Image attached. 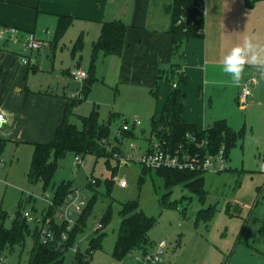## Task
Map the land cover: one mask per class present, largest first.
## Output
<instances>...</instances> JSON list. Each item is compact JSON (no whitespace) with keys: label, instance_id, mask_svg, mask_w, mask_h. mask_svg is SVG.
I'll return each instance as SVG.
<instances>
[{"label":"rangeland","instance_id":"374dc122","mask_svg":"<svg viewBox=\"0 0 264 264\" xmlns=\"http://www.w3.org/2000/svg\"><path fill=\"white\" fill-rule=\"evenodd\" d=\"M71 31L58 40L56 52L50 50L48 42L44 50L34 53V59L46 67L49 73L46 77L53 82L55 93L60 89L62 97H83L86 80L75 81L69 70L72 73L80 67L89 79L94 77L91 92L74 108L69 122L80 130L82 118L90 116L94 110L101 122L117 116L111 123L108 140L109 149L116 148V152L108 160L85 156L80 166L75 163L76 155L68 153L59 162L52 184L45 190L42 182L31 183L28 179L34 154L30 147L7 143L0 158V211L6 216L4 227L13 228L19 211L43 219L50 206L47 199L52 200L55 191L65 183L86 196L84 209L93 199L95 204L86 217L85 231L65 253L64 264H73L77 251L86 254L98 231L105 234L103 248L91 253L90 264H147L135 258L143 259L144 253L154 254L161 241H166L164 264H264V173L260 170L264 165V108L248 107L245 111V106L235 100L212 104V112L223 106L231 124L237 128L233 130L242 138L230 154L232 170L204 174V208L217 206V212L211 223H197L196 214L202 207L188 190L179 186L173 189L171 202H176L177 207L171 208L162 205L164 181L156 170H149L144 184L139 185L143 169L141 159L148 151L151 137V120L160 116L161 103L151 90L137 84V68L121 69L123 60L99 54L93 66V49L90 45L85 48V42L82 51L73 53L74 47H69ZM162 84L167 85L165 81ZM135 121H139L140 126H131ZM124 123L131 126L134 136L124 137L120 131ZM110 168L117 170L114 179ZM91 177L99 183L93 188L89 185ZM110 179L114 183L108 196L107 181ZM122 181L127 184L125 188L120 186ZM129 201H137L148 217L156 219V225L149 232L151 244L145 251L135 250L123 261H118L113 251L119 232V212L121 205ZM108 209L112 210V219L99 230L98 225L103 223ZM80 214L73 216L75 223ZM54 221L61 223L58 214ZM35 224L28 223L31 234L27 235L24 245H15L2 252L0 264H29L35 243Z\"/></svg>","mask_w":264,"mask_h":264},{"label":"crops","instance_id":"0c3cea01","mask_svg":"<svg viewBox=\"0 0 264 264\" xmlns=\"http://www.w3.org/2000/svg\"><path fill=\"white\" fill-rule=\"evenodd\" d=\"M172 3L173 0H0V32L3 28H14L19 41L0 45V109L6 113L0 138L6 145L30 147L33 153L34 145L54 139L64 120L69 97L60 96V89L54 92L46 67L34 59V53L41 51L29 53L23 45L33 35L45 41V47L49 42L50 50L56 52L59 44L55 32L60 17L73 19L68 30H73L69 47H74L80 36L84 38L85 48L93 46L104 23L122 22L128 27L123 56L108 57L123 60L124 71L137 68V84L151 91L155 90L160 74L163 82L177 68L174 81L178 83V74L186 78V84L178 88L186 95L184 120L202 129L226 120L237 131L223 106L213 112L211 108L214 102L238 100L240 87H234L231 78L223 72L222 59L245 36H253L264 45V0H204L203 33L185 41L179 54H173L169 34L172 21L167 8ZM21 56L28 58L30 65H24ZM251 76L257 77L258 84L244 109L263 110L264 72L246 65L242 80ZM163 85L160 84L156 96L161 103L160 114L175 91Z\"/></svg>","mask_w":264,"mask_h":264},{"label":"trees","instance_id":"16d2710c","mask_svg":"<svg viewBox=\"0 0 264 264\" xmlns=\"http://www.w3.org/2000/svg\"><path fill=\"white\" fill-rule=\"evenodd\" d=\"M204 0H173L170 8L167 9L171 17V27L169 34L172 36L173 54H179L185 41L199 37L204 29V16L201 8ZM182 18H186V23L178 25ZM73 25L71 17H60L55 32V41L60 40L69 28ZM128 27L122 22L104 23L99 39L92 46V60L94 66L98 55L122 57L126 45V34ZM84 48V38L80 36L75 42L73 53L80 52ZM178 69H172L170 75L163 80L167 85L174 82L173 75H176ZM178 85H185L186 78L183 74H178ZM161 74L157 79L156 88L152 91L154 97L157 96L159 86L162 83ZM94 83L93 78H87L83 88V99H68L65 109V117L61 125L57 128L54 139L47 144L34 145V154L31 167L28 173V179L31 183L42 182L46 190L53 181V178L59 168V162L65 158L68 153H74L76 156L84 158L93 155L97 158H105L108 160L116 148L109 149V136L111 123L117 119V116L109 118L108 122H101L99 114L96 110L88 117L82 118V129H78L69 122L70 116L73 114L74 108L79 105L89 95ZM186 95L176 89L168 98L162 108L160 116L151 120V137L157 138L164 144L166 149L176 151L180 147L184 152L189 151L192 154L205 152H218L222 146H225L227 157L230 160L231 151L236 147L238 139L242 138L240 133L235 132L226 120H219L214 123L211 128L202 129L196 125L187 123L184 120L185 107L183 100ZM124 137L134 136L131 131L123 132ZM196 139L200 144L203 141L208 142V147L201 149L192 142ZM6 148V142L0 138V158ZM118 150V149H117ZM111 160V159H110ZM109 169V161H107ZM112 177L116 174V168H110ZM229 171V170H228ZM149 169L143 167L142 174L139 179V185L145 182ZM157 174L164 181V194L161 202L165 207L176 208V202H171V196L175 187H182L188 190L198 199L201 209L196 214V222L209 224L214 219L217 206H209L204 208L206 204V191L204 188L205 173L160 169L156 170ZM113 181H107L108 196L111 194ZM89 185L93 188L97 186ZM89 186V187H90ZM71 184H62L52 198L53 205L49 206L43 218L44 225L49 224V229L54 232L55 240L49 243H43L40 239V226L35 224L34 247L30 254L29 264H64L65 253L73 248L76 237L83 233L86 229V217L90 214L95 204V199L89 202L84 211L80 214V219L75 223L71 230H67V223L60 224L54 221V217L58 214L60 207L67 204L68 196L72 190ZM96 198V197H95ZM23 214L19 211L15 224L12 229L4 227L6 216L0 211V261L1 254L6 248H13L15 245H24L27 235L31 234L30 227ZM112 219V210L105 212L103 223L104 229ZM119 232L115 243L113 257L118 261H123L135 250L145 251L150 245L149 232L156 225V219L148 217L139 206L137 201H129L121 205L119 212ZM100 230V229H99ZM264 234V226L262 227ZM67 235V239L63 240L62 235ZM105 234L100 233L89 243L86 254L77 251L73 264H90V255L93 252L103 248V240ZM146 255V253H144Z\"/></svg>","mask_w":264,"mask_h":264},{"label":"built area","instance_id":"2783aa9c","mask_svg":"<svg viewBox=\"0 0 264 264\" xmlns=\"http://www.w3.org/2000/svg\"><path fill=\"white\" fill-rule=\"evenodd\" d=\"M253 1V0H248ZM204 3V2H203ZM201 12L204 16L203 5L201 8ZM186 18H182L178 25L185 24ZM18 31L14 28H3L0 32V45L2 43H7L9 41H18L17 39ZM19 42V41H18ZM24 49L29 53L41 51L46 42L35 38L33 35L28 36L24 41ZM21 62L24 65H30V61L28 58L21 56ZM86 72L81 69L72 72L70 75L72 79L75 81H84L87 79L88 75ZM258 79L255 76L248 77L241 81L240 85V93L238 96V104L246 105L249 99L252 97L253 89L257 86ZM177 82L172 84V87L176 90L179 88ZM245 89L247 91H245ZM77 97L72 96V99H76ZM4 112V120L6 121V113ZM6 124V123H5ZM4 124V125H5ZM131 126H140L139 121H135ZM131 126L128 123H124L120 129L122 132H128L131 130ZM3 127H0V132ZM198 148L208 147V142L203 141L201 144L196 139L192 140ZM133 149L134 146L132 145ZM202 150V149H201ZM204 153H195L192 154L189 151L184 152V150L180 147L176 151H171L164 147V144L157 140V138H152L147 153L142 157L141 164L143 167L149 170H160V169H171V170H181V171H191L198 173H224L230 169V160L227 157L225 146H222L221 149L216 153H208L203 151ZM76 165H83L84 161L81 156H76L75 158ZM261 171L264 173V165L261 167ZM97 180L94 177L89 179V183L91 185H95ZM121 188H125L127 186L125 181H122L120 184ZM86 196L82 193L81 190L72 189L71 193L68 196L67 204L60 207L58 210V215L61 222L67 223V230H71L75 225L73 220V216L80 214L84 207L86 206ZM48 204L53 205L51 199H47ZM24 218L28 223H36L40 226V239L43 243L53 242L55 240V234L49 229V224L44 225L43 219L32 217L29 213L23 214ZM98 229H102L101 225H98ZM62 239L66 240L67 235L64 233L62 235ZM165 247L161 248L160 243L156 246V251L152 255H145L143 259L135 258V260L139 263H147V264H164L163 257L165 255Z\"/></svg>","mask_w":264,"mask_h":264},{"label":"clouds","instance_id":"9594fccd","mask_svg":"<svg viewBox=\"0 0 264 264\" xmlns=\"http://www.w3.org/2000/svg\"><path fill=\"white\" fill-rule=\"evenodd\" d=\"M222 64L223 72L231 78V84L234 87H240L246 65L254 66L257 71L264 72V45L257 43L253 36H245L241 43L233 46L224 55ZM205 82L215 83V81L207 80ZM5 123L4 112L0 109V127H3ZM165 246L166 241H161L160 247Z\"/></svg>","mask_w":264,"mask_h":264}]
</instances>
